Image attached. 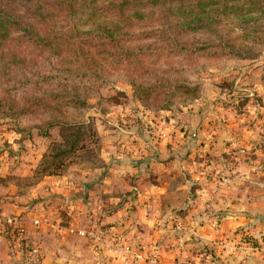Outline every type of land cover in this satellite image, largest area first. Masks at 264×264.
I'll return each instance as SVG.
<instances>
[{
    "label": "rangeland",
    "instance_id": "rangeland-1",
    "mask_svg": "<svg viewBox=\"0 0 264 264\" xmlns=\"http://www.w3.org/2000/svg\"><path fill=\"white\" fill-rule=\"evenodd\" d=\"M108 1L113 0H98L97 3L105 4ZM203 2L200 1V5ZM199 10H201L200 7L194 11ZM77 25L81 24L77 23ZM153 28L157 26L139 24L130 32L137 35L151 29L148 32L151 33ZM86 29L82 27L80 31L85 32ZM207 29L210 33L212 29L218 33L212 36ZM252 29V24L243 25L239 20L232 21L230 18L221 23H213L198 32L186 31L180 37V47H178L180 54L178 55L167 54V50H161V47L172 49H177V47L167 43L161 44L157 39L133 41L127 45L134 49L135 57L128 63L121 61L118 65H106L108 73L101 77L103 81L100 80L91 86L90 83L84 81L58 80L66 90L76 87L80 93H77L75 98L78 97V100L84 101L81 105L76 104L67 108L55 105L60 109L59 117L72 123H89L96 131L98 141L97 144L91 145L92 156L84 151H78L75 155L76 159L73 158L59 175L40 178L35 185L32 180L25 182L16 180L15 175H26L23 177L29 178L41 156L48 153V144L53 140L59 141V134L55 128L48 131L47 138L41 137L40 132L44 129L42 122L46 115L34 116L32 114L40 113V109H35L33 112L24 111L22 114L19 110L25 95H36L41 99L50 89H55V82H51V87H47L48 83H42L40 74L49 72L47 75H51L52 73L48 70L45 61L37 59L35 64H27L18 73L17 84H5L6 92L0 93L1 98L9 97L13 100L16 110L12 113L9 110V104L0 102V164L2 163L0 170L13 178L11 184L20 183V195L18 196L24 198L21 205L29 210L27 214L33 218L37 213L36 217L42 221L54 217L57 226L66 225L68 227L67 220L70 217L67 213L68 208L78 214V218H81L84 213L92 215L98 208L94 206L98 200L97 202L88 201L84 189H88V185L95 189L102 176L107 173L111 174L110 170L118 169L121 176L117 178L122 179L118 183L125 184L127 187L119 192L120 202L117 204L110 200H106L104 205L100 204L99 214H108V217L112 219L115 213L113 211L121 209L123 214L118 219H125L130 216V202L134 194L128 189V185L136 181L135 173L139 168L133 170V167L138 155L139 157L149 155L148 151L152 146L153 137L158 140L164 139L165 143L168 141L174 143L179 131L183 132L184 136L193 139L196 142L194 146L198 148L203 145L201 141H205L209 128L214 131L216 117L226 118V123L231 121L229 119L233 113L245 118L241 119L242 121L237 125L244 124L246 128L256 131L257 122L254 121L256 118L252 113L253 107L264 106V23L262 27H259L261 30L259 34L250 33ZM223 31H228L229 34L225 37ZM146 45L150 47L136 49ZM141 50L145 55L139 54ZM129 80L133 81L137 87L136 90ZM146 86H154V93L143 94V88ZM85 90L91 93L86 95ZM139 92L143 94L141 97H138ZM201 130H203L201 136H198ZM260 135L262 137L259 138V142H254L255 140L252 139V143L246 147H240L234 141L225 138L221 140L223 141L220 142L221 147L224 148L223 152L218 154L221 155V159L217 161L218 167L211 170L212 173L208 176L211 177L210 181L206 183L213 187L210 195L213 196L214 190H217L220 185L233 181L235 170L249 159L246 156L247 152L250 151L252 158L257 155L258 151L264 153V134ZM191 155L197 154L194 151ZM203 155H212V153L205 152ZM88 157L94 163L93 166L83 163ZM236 157L239 162L234 161ZM115 159L117 162L121 161V168H117L114 164ZM233 162L237 164L231 168ZM186 181L191 183L188 176ZM38 184L46 187V190L42 188L34 191V187ZM74 186L78 189L76 193H73ZM5 198L9 197L5 196ZM44 200H49L48 207L47 209L42 207V212H39L41 215H38V209L36 210L34 205ZM192 202L190 201L188 207ZM10 203L7 205L10 206ZM87 203L90 204L87 205ZM50 207H57V212L51 210ZM176 213L177 211H174L170 214L174 217L171 225L174 231L178 226L177 219L181 217ZM9 215L13 217L12 213ZM110 221L107 224L109 226L114 224L112 220ZM30 223L31 226L37 224L34 220L32 224V219ZM80 224L82 229L70 227L69 230L72 233L80 232L88 237L92 236L95 245L106 242L105 238L101 237V232L84 228L86 225L83 222ZM16 225L14 221V224L9 227L12 229ZM123 227V231L128 230L126 224ZM249 228L253 226H247L245 230L242 227L234 233L235 237L232 234L224 238V241L218 243L219 240H217L216 244L213 243L220 248L217 247L220 251L228 254L226 258H229V263L236 264L234 260L238 251L264 253V230L262 232L257 230L255 234L253 232L252 234ZM111 241L113 242L114 239ZM157 250L149 252L151 254L148 259H155ZM140 251L144 252V248L141 247ZM261 258L264 262V255Z\"/></svg>",
    "mask_w": 264,
    "mask_h": 264
},
{
    "label": "crops",
    "instance_id": "crops-1",
    "mask_svg": "<svg viewBox=\"0 0 264 264\" xmlns=\"http://www.w3.org/2000/svg\"><path fill=\"white\" fill-rule=\"evenodd\" d=\"M252 113L258 126L256 131L244 124L237 125L245 119L242 115L233 113L231 121L226 123V118L216 117L214 131L209 128L205 141H201L203 145L198 148L194 146L196 142L193 139L179 131L174 143L153 137L149 155H138L132 168L139 167L135 173L136 181L128 185L134 194L130 216L125 219H118L123 214L121 209L113 211L112 219L108 214H99L100 204L104 205L106 200L117 204L120 202L119 192L127 187L118 183L122 180L117 178L121 176L118 169L102 176L95 189L91 185L84 189L88 201L98 200L94 203L98 208L92 215L84 213L81 218L68 208V227L57 226L54 217L42 221L36 213L31 218L27 214L29 210L21 205L24 198L14 196L16 189L11 185L0 187V195H4L0 198V264H231L226 258L228 254L213 243L224 241L242 227L245 230L252 225L253 228H249L251 233L264 230V153L258 151L254 158L238 167L233 181L220 185L213 196L210 195L213 187L206 183L210 181L211 170L218 167L217 161L221 156L218 154L224 150L221 140H232L240 147H246L252 139L259 142L260 134H264V106L253 107ZM194 151L197 155H191ZM205 152L212 155H203ZM116 160L114 164L118 168L121 161ZM6 174L0 170V176ZM187 176L191 183L186 181ZM42 188L46 190L38 184L34 191ZM77 191V186H74L73 193ZM5 194L12 197L5 198ZM190 201L193 202L188 207ZM48 202L44 200L34 205L38 215H41L42 207L47 209ZM50 209L57 212V207ZM180 210L181 217L177 219V231H174L171 228L174 217L170 214ZM10 213L17 223L13 227L18 231L15 235L5 233L1 225V220ZM31 219L32 224L34 220L38 225L31 226ZM110 220L114 224L109 226ZM80 222L86 225L84 228L101 232L106 242L95 245L92 236L69 230L70 227L82 229ZM125 224L127 231H123ZM141 247L144 252L140 251ZM153 250H157V257L150 260L149 252ZM236 255V264H264L261 258L264 253L238 251Z\"/></svg>",
    "mask_w": 264,
    "mask_h": 264
},
{
    "label": "trees",
    "instance_id": "trees-1",
    "mask_svg": "<svg viewBox=\"0 0 264 264\" xmlns=\"http://www.w3.org/2000/svg\"><path fill=\"white\" fill-rule=\"evenodd\" d=\"M97 1L0 0V93L6 92L5 84L15 85L18 73L27 64H35L37 59L45 61L52 72L51 75H47L49 72L40 74L42 83L51 87V82H55V89H50L41 99L36 95H25L19 110L22 114L40 109V113H32L34 116L46 115L40 136L47 138L48 131L57 128L59 141L48 144V153L41 156L29 178L15 175L16 180H32L35 185L40 178L59 175L73 158L76 159L78 151L93 155L91 145L98 141L94 128L89 123L66 121L59 117L60 109L57 108L83 104L84 101L75 98L80 91L76 87L66 90L58 80L84 81L93 86L108 73L106 65H118L121 61L128 63L135 57L134 49L127 45L133 41L157 39L161 44L177 47H161V50L178 55L180 37L186 31L198 32L231 18L243 25L252 24L250 33L259 34V27L264 23V0H113L105 4ZM200 1H204L202 5ZM199 7L201 10L194 11ZM139 24L157 28L151 33H148L151 29L137 35L131 33L130 30ZM82 27L87 28L85 32L80 31ZM207 32L212 36L218 33L213 29L211 33L209 29ZM223 32L225 37L229 34ZM139 54L145 55L142 50ZM129 83L136 90L133 81L129 80ZM154 91V86L143 88V94L150 95ZM85 93L89 95L91 91L85 90ZM143 94L139 92L138 97ZM0 102H6L9 110L16 112L11 98L0 97ZM246 156L252 158L250 151ZM83 163L94 165L89 157ZM12 179L9 174L0 176V187L11 185L16 189L14 196H18L20 183L11 184ZM7 218L15 220L10 215ZM1 225L4 231L17 232L16 228L9 229L2 221Z\"/></svg>",
    "mask_w": 264,
    "mask_h": 264
},
{
    "label": "built area",
    "instance_id": "built-area-1",
    "mask_svg": "<svg viewBox=\"0 0 264 264\" xmlns=\"http://www.w3.org/2000/svg\"><path fill=\"white\" fill-rule=\"evenodd\" d=\"M235 156H236V155H235ZM237 156H238V155H237ZM234 161L239 162L238 157H236V158L234 159ZM234 164H237V163H235V162H233V164L231 163V168H232V166H233ZM2 223L9 227L11 224H14V221L11 220L10 218L4 217V218L2 219ZM222 247H224V246H222Z\"/></svg>",
    "mask_w": 264,
    "mask_h": 264
},
{
    "label": "water",
    "instance_id": "water-1",
    "mask_svg": "<svg viewBox=\"0 0 264 264\" xmlns=\"http://www.w3.org/2000/svg\"><path fill=\"white\" fill-rule=\"evenodd\" d=\"M85 187H87V185H84Z\"/></svg>",
    "mask_w": 264,
    "mask_h": 264
}]
</instances>
